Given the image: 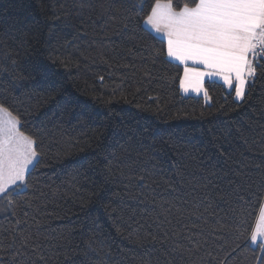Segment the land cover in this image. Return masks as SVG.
I'll list each match as a JSON object with an SVG mask.
<instances>
[{
    "label": "snow or ice",
    "instance_id": "snow-or-ice-1",
    "mask_svg": "<svg viewBox=\"0 0 264 264\" xmlns=\"http://www.w3.org/2000/svg\"><path fill=\"white\" fill-rule=\"evenodd\" d=\"M42 7L47 8L43 21L0 29V264H112L111 248L98 232L87 238L81 234L77 241L73 230L43 227L44 218L53 215L45 191L51 188L50 177L42 171L47 125L78 103L57 98L50 66H67L71 60L52 54L45 28L50 36L56 22L76 20L84 35L89 27L105 38L109 32L119 35L125 46L118 59H107L104 46L98 53L109 78L123 70L113 94L123 96L130 84L135 97L153 85L162 90L178 81L180 94H194L210 105L209 84L220 82L239 107L249 103L257 80L264 77V0H72L71 5ZM158 62L177 71H161ZM105 79L98 76L101 83ZM37 89L46 93L42 99L52 103L53 111L51 116L44 113L39 124H30ZM147 98L158 102L159 92ZM221 110H226L223 105ZM72 116L80 124L84 116L97 118L87 111ZM259 116L264 119V98ZM245 131L256 133L264 146V123L250 118L246 129H236L247 145ZM159 135L150 125L121 124L110 142L96 138L95 166L88 165L105 183L119 181L123 194L114 195L120 196V204L125 197L134 202L126 222L130 235L152 245L142 264H153L152 252L158 253L155 264H264V151L261 163L252 164L221 144L222 166L205 165L199 158L192 165L177 164L165 181L174 195L158 198L160 184L149 164ZM230 136L228 132L225 143H231ZM78 184L73 177L74 193ZM120 211L112 209L123 219Z\"/></svg>",
    "mask_w": 264,
    "mask_h": 264
},
{
    "label": "trees",
    "instance_id": "trees-1",
    "mask_svg": "<svg viewBox=\"0 0 264 264\" xmlns=\"http://www.w3.org/2000/svg\"><path fill=\"white\" fill-rule=\"evenodd\" d=\"M61 2L71 5L72 0H0V29H7L14 23L18 27H31L37 20L45 19L43 13L47 8L42 6H58ZM49 22L52 23L51 18ZM139 36L144 34L138 33ZM44 39L49 41L47 47L53 55L71 60L67 66H50L56 74L54 87L58 90L57 98L71 97L78 102L71 105L72 112L87 111L97 117L90 121L84 116L83 124H80L73 119L72 112H68L53 117V123L47 125L50 132L45 136L47 155L42 171L50 177L48 183L51 188L45 191L50 201L48 211L53 215L44 218L45 231L73 230L77 241L82 238L81 234L87 238L88 234L96 231L106 239V248H111L112 264H142V260L150 258L152 245L135 234L130 235L127 227L134 202L125 197V203L120 204V196L114 195L123 194L119 181L105 183L103 175L88 167L89 163L95 166L94 155L99 150L96 138L99 137V143L110 142L112 132L121 124L128 127L150 125L159 130L149 164L160 184L156 189L158 198L174 195L167 190L165 181L172 176L177 164L192 165L194 158H199L205 165L222 166L225 158L219 152L221 144L236 153H243L252 164L261 163L260 153L264 151V146L259 143V137L256 133L245 131L248 140L245 145L243 139L237 136L236 129H246L250 118L264 123L259 116L261 99L264 98V77L257 80L249 103L239 107L234 102V94L228 95L218 82L209 84L212 95L210 105L202 97L180 94L178 81L173 87L162 90L153 85L147 93L142 92L135 97L131 94L130 84H126L128 91L122 96L120 92L113 94V89L119 83L123 70L116 71L109 78L110 70L98 54L104 46L102 50L107 59H118L125 46L119 35L109 32L105 38L98 31L94 33L92 27L84 35L79 30V21L73 20L67 24L56 22L50 36L45 28ZM144 39L148 43H156L148 36ZM113 46H118L115 51ZM157 66L159 70L166 69L172 74L177 71L162 62H158ZM99 75L106 77L103 83L98 80ZM37 91L39 95L32 98L33 110L28 114L30 124H39L44 113L51 116L53 111L52 103L42 99L46 93L40 89ZM157 92L158 102L148 100L149 95H156ZM158 104L160 111H157ZM222 105L226 110H221ZM55 124L60 127H55ZM228 132L231 133L230 144L224 142ZM73 177L79 181V191L75 193ZM113 208L121 210L119 215L123 219L113 214ZM157 255L151 253L153 264Z\"/></svg>",
    "mask_w": 264,
    "mask_h": 264
},
{
    "label": "crops",
    "instance_id": "crops-1",
    "mask_svg": "<svg viewBox=\"0 0 264 264\" xmlns=\"http://www.w3.org/2000/svg\"><path fill=\"white\" fill-rule=\"evenodd\" d=\"M218 83H220V82H218ZM221 84V83H220ZM192 96H195L194 94H192Z\"/></svg>",
    "mask_w": 264,
    "mask_h": 264
}]
</instances>
